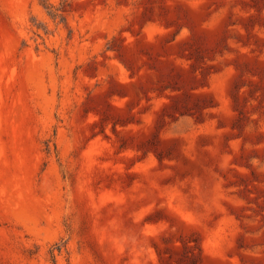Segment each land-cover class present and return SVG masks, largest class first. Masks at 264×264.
<instances>
[{
	"label": "rangeland",
	"instance_id": "374dc122",
	"mask_svg": "<svg viewBox=\"0 0 264 264\" xmlns=\"http://www.w3.org/2000/svg\"><path fill=\"white\" fill-rule=\"evenodd\" d=\"M0 264H264V0H0Z\"/></svg>",
	"mask_w": 264,
	"mask_h": 264
}]
</instances>
